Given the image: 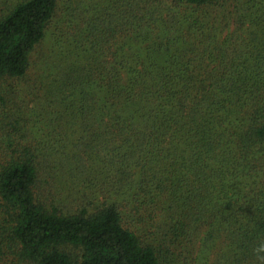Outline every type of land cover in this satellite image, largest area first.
Segmentation results:
<instances>
[{"label":"trees","instance_id":"16d2710c","mask_svg":"<svg viewBox=\"0 0 264 264\" xmlns=\"http://www.w3.org/2000/svg\"><path fill=\"white\" fill-rule=\"evenodd\" d=\"M261 245L264 0H0V264Z\"/></svg>","mask_w":264,"mask_h":264},{"label":"clouds","instance_id":"9594fccd","mask_svg":"<svg viewBox=\"0 0 264 264\" xmlns=\"http://www.w3.org/2000/svg\"><path fill=\"white\" fill-rule=\"evenodd\" d=\"M260 250L264 251V245H261Z\"/></svg>","mask_w":264,"mask_h":264},{"label":"rangeland","instance_id":"374dc122","mask_svg":"<svg viewBox=\"0 0 264 264\" xmlns=\"http://www.w3.org/2000/svg\"><path fill=\"white\" fill-rule=\"evenodd\" d=\"M212 258H213V256H212ZM209 261H211V260H209Z\"/></svg>","mask_w":264,"mask_h":264}]
</instances>
